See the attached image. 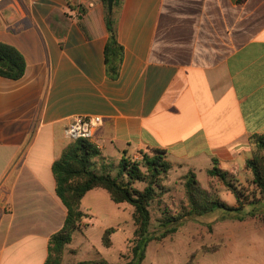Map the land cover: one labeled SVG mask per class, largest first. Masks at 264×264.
<instances>
[{
	"label": "crops",
	"instance_id": "obj_1",
	"mask_svg": "<svg viewBox=\"0 0 264 264\" xmlns=\"http://www.w3.org/2000/svg\"><path fill=\"white\" fill-rule=\"evenodd\" d=\"M115 10L124 59L112 79L103 0L78 15L66 0L0 9V41L26 60L20 79L0 76V264H45L67 218L52 167L75 115L103 119L91 140L98 172L161 149L179 174H249L250 137L264 134V0H117ZM101 190L82 200L86 235L97 212L84 202Z\"/></svg>",
	"mask_w": 264,
	"mask_h": 264
},
{
	"label": "trees",
	"instance_id": "obj_2",
	"mask_svg": "<svg viewBox=\"0 0 264 264\" xmlns=\"http://www.w3.org/2000/svg\"><path fill=\"white\" fill-rule=\"evenodd\" d=\"M69 8L74 10L70 0H66ZM106 8V24L109 39L105 47V62L107 73L112 78L118 77L124 59V47L118 41L117 31V0L114 1L113 13L110 15L107 0H103ZM26 70V60L22 53L10 44L0 41V76L20 79ZM252 157L244 169L252 173L251 184L253 191L247 194L237 187L233 174L217 166L207 170L211 181L218 178L229 191L233 193L237 204L229 205L202 186L197 173L189 171L183 176L185 195L188 201L184 207L185 213L179 217H164L161 221L162 231L158 234L151 232L153 225L152 208L160 203V196L166 191L173 164L167 153L161 149H153L143 155L140 161L123 158L117 174L111 170L98 172L93 168L94 163L101 157L99 148L87 139L72 141L63 151L52 167L56 180V192L68 213L63 228L52 236L48 257L45 264H62L65 249L71 244L73 235L82 231L81 225L88 217L82 210V200L93 189H104L116 204L128 203L133 206L132 219L135 225L133 258L128 264H143L146 259L147 247L151 242L162 241L178 232L184 215L200 217L224 211L225 218L246 221L248 218L259 216L261 205L264 209V134L250 137ZM142 186V187H141ZM251 207L250 210H247ZM165 213V212H163ZM264 220V212L262 214ZM117 231L111 227L102 236L103 245L110 248L113 245L112 235ZM78 264H111L105 258L81 261Z\"/></svg>",
	"mask_w": 264,
	"mask_h": 264
},
{
	"label": "rangeland",
	"instance_id": "obj_3",
	"mask_svg": "<svg viewBox=\"0 0 264 264\" xmlns=\"http://www.w3.org/2000/svg\"><path fill=\"white\" fill-rule=\"evenodd\" d=\"M80 12L79 9V13L75 14ZM251 157L252 150L249 158ZM207 168L201 165L197 169V178L202 186L229 205L235 206L237 202L233 193L218 178L210 181ZM117 172L118 168L111 171L114 175ZM184 175L172 170L165 182L166 192L160 196V203L152 208V233L158 234L163 230L160 223L164 217H179L185 213L184 207H187L188 201L184 189ZM233 175L232 182L245 194L253 191L251 172L242 178L238 174ZM99 193L104 194L97 195V201L87 198L83 207L88 213L89 207L97 212L96 223L88 230L87 235L75 232L70 245L72 250L66 253L62 264H78L99 256L111 264H128L132 260L134 235L131 229H135L132 219L134 208L128 203L121 206L112 202L104 190ZM258 208L259 216L243 222L225 218L222 210L200 217L184 215L177 233L148 245L143 264H264V209L261 205ZM250 209L251 207L247 210ZM111 227H120L121 230L113 237V246L106 248L102 243V236L104 230Z\"/></svg>",
	"mask_w": 264,
	"mask_h": 264
},
{
	"label": "built area",
	"instance_id": "obj_4",
	"mask_svg": "<svg viewBox=\"0 0 264 264\" xmlns=\"http://www.w3.org/2000/svg\"><path fill=\"white\" fill-rule=\"evenodd\" d=\"M9 0H0V9ZM72 5L78 10L88 11L94 9L101 0H70ZM103 119L99 115H75L71 124L66 128V137L71 141L78 139H87L91 141L96 134L97 129L102 125Z\"/></svg>",
	"mask_w": 264,
	"mask_h": 264
},
{
	"label": "water",
	"instance_id": "obj_5",
	"mask_svg": "<svg viewBox=\"0 0 264 264\" xmlns=\"http://www.w3.org/2000/svg\"><path fill=\"white\" fill-rule=\"evenodd\" d=\"M114 1L115 0H107V6H108V11L110 15L113 13Z\"/></svg>",
	"mask_w": 264,
	"mask_h": 264
}]
</instances>
